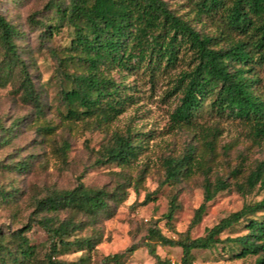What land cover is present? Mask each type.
<instances>
[{
	"label": "rangeland",
	"instance_id": "rangeland-1",
	"mask_svg": "<svg viewBox=\"0 0 264 264\" xmlns=\"http://www.w3.org/2000/svg\"><path fill=\"white\" fill-rule=\"evenodd\" d=\"M67 0H0V14L15 28L14 44L18 60L12 61L7 81L0 87V191H14L13 198L0 196V237L14 246V232L30 224V243L36 245L37 258L22 264H44L48 252L46 232L37 223L34 201L55 190L71 189L78 182L92 189L120 194L108 197L109 208L96 218L77 215L81 228L69 237H93L92 249L77 250L75 246L60 251L56 259L75 262L85 257L87 264H102L106 255L124 253L120 264H160L150 252L154 249L160 260L178 263L181 249L159 245L147 237L149 227L157 228L167 237L177 238L188 231L191 238L204 234L219 219L241 208L244 203L258 200L262 191H239L234 183L244 184L245 177L260 162L264 164V140L252 141L246 126L238 120L220 118L209 111L208 101L200 111L198 121L220 127L216 146L211 153L187 124L172 128L170 114L179 93L173 90L180 71L188 69L189 54H178L174 67L162 69L150 76L143 68L110 74L125 85L132 100L124 112L105 128L70 123L63 119L64 105L61 88L68 86L61 73L60 57L72 37V29L56 24L52 2ZM175 14L189 18L198 30L212 33L222 29L219 16L195 15V0H164ZM217 30L215 32H217ZM0 61L8 56L0 46ZM22 70L26 73L40 101L41 112L24 97ZM258 91L264 94V67L259 69ZM50 125V133L40 126ZM131 128L141 144L136 159L127 164L98 163L105 145L111 144L114 131ZM67 144V146H65ZM195 148L202 156L207 173L193 172L174 181H165V158H177ZM239 171L234 175L232 171ZM213 183L217 177L230 186L204 202V179ZM173 199L172 219L164 217ZM204 203L200 218L196 210ZM69 211L58 213L60 219L71 216ZM243 233L242 224L221 237ZM218 244L211 249H194L193 264H253L254 257L232 258L234 250ZM131 250H127L130 249Z\"/></svg>",
	"mask_w": 264,
	"mask_h": 264
},
{
	"label": "trees",
	"instance_id": "trees-1",
	"mask_svg": "<svg viewBox=\"0 0 264 264\" xmlns=\"http://www.w3.org/2000/svg\"><path fill=\"white\" fill-rule=\"evenodd\" d=\"M195 15L221 18L222 29L212 33L196 29L190 19L175 14L164 0H67L53 1L56 24L72 29L66 51L59 59L61 73L68 86L61 88L64 105L63 119L70 123L105 128L121 115L132 100L125 85L110 74L113 69L129 71L143 68L150 76L162 69L174 67L178 54H189L190 66L179 72L173 90L179 93L177 104L170 114L172 128L187 124L195 136L211 153L220 134L217 124L198 121L200 111L208 101L209 111L215 116L238 120L247 128V136L254 142L264 140V94L258 91L259 69L264 67V0H195ZM15 28L0 14V46L8 61H0V87L7 81L12 61H17ZM24 97L41 112L39 97L26 73L22 70ZM50 133L53 126H40ZM131 128L114 131L111 144L105 145L98 163L127 164L136 159L141 144ZM67 146V144H65ZM195 148L187 149L177 158H165V181H174L196 171L207 173L208 167ZM236 169L232 174H236ZM237 190L262 191L260 199L244 203L240 209L219 219L203 235L191 238L188 231L177 238L167 237L154 227L147 229V237L163 246L181 249L178 263L160 260L151 245L150 252L160 264H193L194 249H211L218 244L233 248L232 258L254 257L253 264H264V164L260 162L245 177L244 184L234 183ZM230 186L217 177L212 183L204 179V202ZM121 191L108 193L92 189L78 182L71 189L55 190L34 201L33 211L40 217L37 223L47 234L48 252L44 264H87L85 257L75 262L55 258L60 251L75 246L77 250L92 249L93 237H69L81 228L77 215L96 218L109 208L107 198ZM5 199L13 198L14 191H0ZM175 204L171 200L164 217L172 219ZM204 203L196 210L200 218ZM61 211L71 216L60 219ZM242 224L243 233L221 237ZM30 224L14 232V246L0 237V264H22L36 259L37 247L30 243L27 232ZM127 250H131L127 249ZM124 253H113L103 258L102 264H120Z\"/></svg>",
	"mask_w": 264,
	"mask_h": 264
}]
</instances>
